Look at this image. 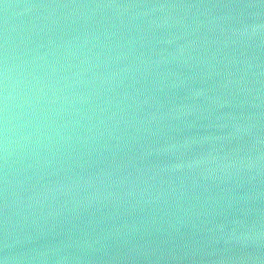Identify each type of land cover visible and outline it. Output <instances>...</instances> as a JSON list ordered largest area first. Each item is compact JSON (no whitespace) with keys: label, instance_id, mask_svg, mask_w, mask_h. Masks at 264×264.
Returning a JSON list of instances; mask_svg holds the SVG:
<instances>
[{"label":"water","instance_id":"water-1","mask_svg":"<svg viewBox=\"0 0 264 264\" xmlns=\"http://www.w3.org/2000/svg\"><path fill=\"white\" fill-rule=\"evenodd\" d=\"M0 264H264V0H0Z\"/></svg>","mask_w":264,"mask_h":264}]
</instances>
